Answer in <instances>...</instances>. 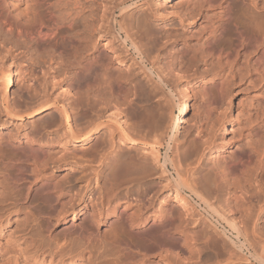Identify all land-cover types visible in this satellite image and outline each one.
Masks as SVG:
<instances>
[{"label": "bare ground", "instance_id": "obj_1", "mask_svg": "<svg viewBox=\"0 0 264 264\" xmlns=\"http://www.w3.org/2000/svg\"><path fill=\"white\" fill-rule=\"evenodd\" d=\"M110 1L112 4L114 2V8L120 12V15L115 16V12L112 18L108 17L111 18V23L109 22L110 25L117 30V35L121 43L125 48H128L127 51L133 50L134 53L138 55H136V58H139L140 61L138 60L139 63L136 64H139L140 68L146 73L147 79H149V82H152L150 84L155 85L156 88L162 87V84H164L162 77L156 72L154 66L148 68L144 64L145 58L142 57L141 50L132 37L133 33L128 31L125 26L126 23L123 21V17L127 12L135 7L136 1H134L135 5H129V2L133 0H122L116 3L115 0ZM110 1L0 0V128H8L6 123H9V121L13 123L23 122L26 119H33L36 116L47 114L49 110L55 108L59 111V117H57L59 119H53L49 116L50 120L53 119L51 125L48 124L51 121H48L47 125L46 122L43 123L44 121L38 122L35 134L33 131L31 134L32 136L28 133L23 134L21 131H15V133L12 130H8L6 133L0 131V166H3L6 180V185L1 189V195L3 197V203L7 205L4 207L5 210L3 213H8V216L24 215L25 222L29 224V229L25 234L26 237L39 227L37 226L39 220H44L46 222L45 229L47 234H49L46 239V237H40L39 234L35 232L34 234H38L40 240L30 239V244L31 247L34 248V252L30 255H24L22 258L16 257L15 262L12 264H46L45 262H47V264H74V260L75 262L80 260L83 264H100L99 260L104 258L107 260L101 264H189L188 262L185 263V260L190 261L191 258L185 259L183 252L188 251V253L194 257L197 254L195 250L197 246L194 249V245L192 246L190 243L191 240H188L189 242L185 241V243L188 242V244H186V246L188 245L187 247L183 244L184 242L182 243L185 248L181 247L182 249H177V245L175 247V243L177 242L176 238L178 239L179 235L176 236L174 231H177V229L181 230L180 228L184 225L182 223L185 218L180 216L183 210L180 211V215L177 213V216H180V222H182V225H179L172 220L173 216L170 217L169 212H160V216L152 218L143 211L145 209L144 204L140 203V205H136L135 209L132 203L124 204L118 201L120 195L125 190L129 189L126 187L128 184L130 185L142 180L145 181L149 178H155L158 174L157 165H161L162 157L155 147H150V144L148 145L138 137L137 139L135 136H132L130 128L133 125L129 123V120H127L125 116L126 114L123 112L118 113L112 125H108L102 121L101 112L97 114L96 118L90 119L89 114L95 109L97 100L100 102L102 98L108 99L113 97L111 99L114 101L120 99L123 100V102H127L130 97L129 95H131L130 93H134L132 92V86L128 88L132 82L129 80L132 74L129 71V73H126L124 69H120L118 73V70H115L117 68L113 69L112 67L113 62L110 56L106 57L97 54V48H99V46L96 45V42L98 41V37H103L106 34V30L109 32L107 28L111 29V27H108V24L105 23L107 22V17L104 11L107 8L106 3ZM167 1L170 2L171 0ZM202 1L207 6H216L218 19L217 22L211 26L200 48L199 61L205 66L212 61L223 62L229 67L232 76L234 75L235 77L239 71L236 65H238L241 60L248 59L253 63V69L250 70L247 68L248 71L259 81H264V6L259 7L257 2L252 1L248 3L247 0ZM234 2H241L247 14L251 17L249 22L242 23L236 17ZM102 10L104 11V13L102 12L103 14H101ZM188 16L194 18L198 15L190 13ZM133 18V28L136 29L135 33L136 35L140 34L139 36L142 37L146 34L150 26L149 15L143 11ZM253 54L254 56H252ZM44 56L49 57V61L51 62L49 65L51 69L49 70H53L60 76L63 74L69 81H74V83L72 82V85H70L74 95L70 90L65 91L66 95H64L66 99H70L72 95L76 96L74 101L76 105L74 106H78V109H75V111L81 115L80 120L82 121L79 122L83 125L82 127H77L78 125L75 118L71 116L70 105H73V101L69 104L60 105L58 100H54L53 98L51 100V97L47 95L48 97L44 99V102L41 99L42 103L37 102L38 105L26 108L28 105L26 107L25 105L22 106L23 100H25L22 95L26 93L32 97L34 101L36 97L39 99L37 96L39 95L38 92L28 87V83L27 85L25 84L26 87H24V90L22 89L25 92L22 91L24 94L21 92L22 94L18 97L16 96L17 98L12 96L11 91L15 83H17V78L25 74L24 78L22 77L23 80L26 82L29 81V79L31 80L37 66L41 61L45 60L42 59ZM191 57L194 58L195 56ZM11 58L15 61L13 65L7 63V60ZM26 60L28 61V65L24 63ZM181 64L182 60L178 62V65H180L179 73L188 72V66L186 64H182V66ZM25 66H27V70L25 69L26 71L23 69ZM15 67H17L16 70L14 69ZM240 67L245 68L242 63H240ZM236 70L237 72H235ZM131 72H133V70H131ZM206 73L207 76L203 86L204 90L208 92L210 88H216L218 90V98L213 99L211 95L207 93V117L205 123L202 122L200 125L201 130L199 128V135H203L202 138H204L205 133L203 128L206 127L207 130V127L210 125L209 121L211 120L210 116L212 112L216 109L218 104L229 99V94L225 91L222 71ZM152 92V90L148 92L149 98L152 96ZM21 100L23 102H21ZM131 102H133V99ZM130 104L132 106V103ZM22 107L26 109L23 110ZM176 107L178 112L176 116L173 111H169L170 123L172 120V127H170V130L174 138L176 134L180 133L182 124L188 119V112L190 110L188 98L181 99ZM172 110L174 109L172 108ZM4 117L6 119H4ZM1 122H3V124H1ZM108 123L110 122L108 121ZM216 123L218 124V126H216L218 130L222 127L226 128V126L220 124V122ZM51 126L53 128L50 130L49 128ZM59 128L65 130L63 134L61 136H53ZM105 128L110 129L109 132H105L107 133L106 135L104 133L106 137H104V135H99ZM52 129L55 130L52 131ZM218 130L215 132H218ZM215 132L211 133V137H207L208 139L205 138V142L203 140L204 143H202L206 146L205 149L216 144ZM99 136L102 138H99ZM105 143L108 145L107 148L109 149L107 151L108 153H105L104 150V154L111 157H109L111 163H108L109 166L106 165V168L104 167L99 170L98 168H94L91 173H86L87 167L84 165L76 166L75 168L69 166L74 162L73 159H75L74 152L72 150V152L70 151L72 147H81L80 149H82L83 146L91 145V147L89 146V152L95 154L98 148H101L100 146L102 144L105 145ZM187 143L190 148H195V141L191 138L188 139ZM253 144L254 143L247 141L238 149L232 150L230 157L228 156L229 158L227 157L228 159L226 162L220 167L211 166V168H206L204 172L200 171V174L203 173V175H201V180L203 179L204 184L201 183L202 181L200 183L205 193L207 191L208 193H217V187L220 186L219 184L223 183H219V179H221V181L226 182L223 183V185L227 184L230 191L228 197L232 203L235 202V205L239 203L245 204L247 202H243V195L245 197L249 195V198L253 196L252 190L257 189L255 188V184L264 175V146H254ZM129 146L132 148L142 146L144 149L149 150V152L146 151V153H148L143 159L140 157L143 161H139L137 160L139 156L134 158L130 155ZM203 147L202 149H204ZM84 148L86 147H83L82 151H86ZM171 149L174 152V157H170L165 153L166 155L162 163V168L165 170L168 169V165H172V167L176 169L175 174L177 173V177L174 178L175 175L173 179L171 178L172 186L176 188L175 200L180 202L184 211L192 213L194 210V207H192L193 205H190L185 195H183L185 190H187L190 193V197H194L199 201L200 206H204L203 208L205 211L212 213V216L217 217V219L219 218V221L221 220V222L227 223V225H229L227 227H230L232 231L237 233V240L238 236H244L242 232L243 229H239L238 225H235L236 222L234 223L237 218L235 217L236 219H234V221H230L234 217L232 216L231 219H228L227 216H225L227 214H223L222 210L220 211L222 207L220 208L216 202L215 203L220 209L218 210V207L215 208L216 206H213L214 203L212 204L208 199L209 196L206 197V195L203 194V189H198L196 187L199 180H193L192 178H194V175L191 174L190 171L189 175L184 172L186 176L182 173L185 168H182L183 170L181 172L179 171L181 168L179 164L182 161H178L179 156L177 153L179 154V152H177V150L179 149H177L176 145L171 147ZM82 151L80 150L81 153ZM102 151L103 149L99 152L102 154ZM100 153L98 154L100 155ZM104 154H102V156ZM197 156H199V154ZM69 169H75L74 174L79 175L75 180L76 182L69 181L72 174L68 171L67 174L63 176L64 179H59L61 171ZM187 175L192 177L191 179L193 181L190 180ZM91 176H96V178L98 177L99 179L101 177V180L104 179L105 182H103L106 187L103 185L104 189L102 186L103 196L101 198L97 200L91 198L88 201V194L91 193L94 188L92 184L93 178L91 179ZM163 176H165V174H163ZM84 181H87L88 184L86 186H80L79 190L75 191L77 184ZM195 181H197V183H194V185L193 182ZM217 183L219 184L217 185ZM197 185L200 187L199 184ZM238 191L243 194L239 193L242 194L239 195ZM221 201L222 200H220V202ZM232 203L230 205L233 206L234 204ZM40 206H42V208ZM243 206L241 205L242 208ZM227 207L228 206L225 208L227 209ZM231 208L232 207L229 209ZM238 210V208L235 210L236 213ZM69 214H73L70 227L60 235L53 237L52 227L55 225H53V219L56 221L55 223H58L59 221L66 220ZM79 215L83 217L82 223L75 224L76 217ZM181 218H183V220ZM217 219L215 220L216 222ZM103 226H109L111 228L110 231L104 235L101 232ZM239 227L241 228L240 225ZM40 232L41 231H39V233ZM202 233L204 232L202 231ZM206 237H208V235H205V238ZM247 243L248 241L240 242V246L244 247ZM218 245H220V243ZM233 246L235 247V245ZM216 248L218 249V247ZM61 254L63 255L61 256ZM230 255L228 258H232ZM60 256L61 258L59 259L58 257ZM66 256L71 257L69 263L64 260ZM238 256H236V258H238ZM257 256V259L264 264V254H256L255 257ZM2 257L3 256L0 254V264ZM240 258L243 257L240 256ZM227 260H225V262ZM234 261L237 262V260ZM231 262L232 260L226 264ZM245 262H247V259H243V261L240 260V262L235 264H245Z\"/></svg>", "mask_w": 264, "mask_h": 264}, {"label": "rangeland", "instance_id": "obj_2", "mask_svg": "<svg viewBox=\"0 0 264 264\" xmlns=\"http://www.w3.org/2000/svg\"><path fill=\"white\" fill-rule=\"evenodd\" d=\"M117 1L120 2L122 0H115V3ZM134 1L137 2V3L135 2L136 5L134 4ZM252 1L257 2L259 7L264 6V0H247L248 3H251ZM234 4H235L234 7H235L236 17L242 23L249 22V19L251 17H249V15L246 12V9L242 6L241 2H236V3L234 2ZM106 5L107 8L104 11L106 13L107 22L105 23L108 24L107 26L111 27V29L107 28L109 32H107L106 30V34L103 37L100 38L98 37V41L96 42L97 43L96 45L99 46V48H97V54L99 55L101 54L106 57L110 56L113 62L112 67L113 69L117 68L115 70H118V73L120 69L122 70L124 69L126 73L130 72L132 74L130 75L129 78V80L132 82L130 86H128V88H131L132 86L133 88L132 92L134 93L133 94L130 93L131 95H129L130 97L129 100L127 101L129 104L125 101L123 102V100L120 99L119 100L116 99L114 101L111 99L113 97H110L108 99L104 98L105 100L102 98L100 102H98L99 100H97L95 103V109H94L95 112L93 110L95 114L92 111L91 113L89 112L90 114H92V115L89 114L90 119L96 118L97 114L101 112L100 114L102 121H104L108 125H112V123L115 122L114 120H116L118 113L123 112L124 114H126L125 116L127 117V120H129V123L134 126V127L131 126L132 129L130 128L132 136L133 137L135 136V138L138 137L139 139H141V141L143 140L148 145L150 144L149 145L150 147H155L158 150V153L162 157L161 165L160 164H158L159 166L157 165L158 174L156 175V177L146 179L145 181L142 180L137 183L135 182L130 185L128 184V186L126 187H128L129 189L125 190L120 195L118 201H121L124 204L132 203L135 209H136V205H140V203L144 204L145 209L143 211L152 218L160 216L161 215L160 212L161 213L169 212L170 217L173 216L172 220L179 225L182 223L180 222L179 217L181 216L185 218V220L181 218L183 220L182 224H184V225L181 224L182 225V228H180L181 230L177 229V231H174L176 236L179 235L178 239L176 238L177 244L175 243V247L177 245L176 247L177 249H182L183 247L185 248L186 244H188L190 240H191L190 241L191 245L192 246L194 245L193 246L194 249L197 246L195 249L197 251V254L195 256L196 258L192 256L190 253H188V251L183 252L185 259L191 258L190 261L185 260V263L188 262L189 264H218V263L226 264L232 260L231 263L235 264L237 262H240V260L243 261V259H247V262H245V264L248 263L262 264L257 259L258 256L257 257L255 256L256 254L258 255L264 254L263 251L264 250V175L255 184V188L257 189L252 190L253 196L250 197L251 199L248 197L249 195H247L246 197L243 195L244 198L243 202L245 201L247 202L245 204L242 202L243 204L239 203L235 205V202L232 203L228 197L230 191L227 187V184L223 185V183L226 182L221 181V179H219L220 180L219 183L221 182L223 183L221 184L217 183V185L219 184L220 185L219 187L222 189L217 187L218 192L215 194L208 193V191L205 193L204 188L201 187L202 186L201 183L204 184L203 179L201 180L202 177L201 175H203V173L200 174L201 172H204L206 168H211V166L220 167L230 157L232 150L238 149L242 144L246 143L247 141L254 143L253 144L254 146L255 145L260 147L264 146V81L262 82L259 81L252 75V73L248 71L247 68H249L250 70L253 69L252 61L248 59L241 60L240 63L244 64L245 68H241L240 63L236 65L239 71L238 72L237 70L235 71L237 72V75L235 77L234 75L232 76L229 67L223 62L212 61L205 66L201 61H199L200 48L205 38L207 37L208 31L211 29V26L215 24L218 19L217 16L218 11L216 9V6H212V5L207 6L206 4L203 3L202 0H171L170 2L167 0H133L132 2H129V5H135V7L127 12V14L123 17L124 19L123 18L121 19L125 21L126 24L125 23L124 24L128 29V31L130 33H133L132 37L137 43L139 49L141 50L140 52L142 54V57L145 58L144 64L148 68L154 66L156 72L162 77L165 85L162 84L163 85L162 87L160 86V88H156L155 85L150 84L152 82H149L146 73H144L143 69L140 68V65L136 64L139 63L140 61L139 58L138 59L136 58L138 55L135 54L133 50L127 51L128 48L127 47L125 48L121 43L120 38L117 35V30L112 28V26L110 25L111 18L113 17V13L116 12L115 16L120 15V12L114 8L115 6L114 2L113 4L111 3V1L107 2ZM104 11L102 10L101 14H103ZM143 11L147 15H149L150 26L148 27L146 34L141 37L139 36L140 34L136 35L135 33L136 29L133 28V21H134L133 17L137 16V14H140ZM190 13H195V15L198 16L192 18L191 16H188V14ZM191 56H195V57L192 58ZM252 56H254V54ZM42 59L45 60L41 61V63L37 66L31 80L29 79V81L27 82L24 81L23 78L25 74L22 76L23 78L22 77H18L19 79L17 78L16 81L17 83H15V86L11 91L12 96L13 97L20 96L24 92L23 91L24 87H26L25 84L27 85L28 83L27 85L28 87H31L32 90H36L38 92L39 95L37 96L40 100L37 99L36 97L34 98L35 99L34 101L32 97H30L28 94L24 92L25 94L23 93L24 95H22V97L26 101L22 99L24 102L22 100L21 102L26 103V104L22 103V106L25 105L26 107L28 105V107L26 108H29L30 106H34V105L36 106L38 105L37 102L42 103V100L44 102L45 101L44 99H46L48 96L51 97L50 98L51 100L52 98L54 100H58L60 105L69 104L72 101L74 102L76 96H73L74 92L72 91V87H70V85H72L71 83L72 82L74 83V81L73 80L69 81V79L66 78V76H63V74L60 76L56 74L53 70L52 71L49 70L51 69L49 66L51 64V62L49 61V57L44 56V58ZM181 60L183 65L186 64L188 66V72L186 73H179L180 65H178V62ZM14 62L15 61L12 58L7 60V63H10L11 65H13ZM24 63L28 65L27 60ZM26 68L27 66L23 68L24 71L27 70ZM14 69L16 70L17 67H15ZM131 70H133V72H131ZM220 70L222 71V74L224 76V81H223L224 87H225V91L229 94V99L224 100L223 102L218 104L216 109L212 112L210 116L211 120L209 121L210 125L209 127H207L208 129L206 130V127L203 128L204 130L202 129L203 131H205L204 138H202L203 135H199V128L202 122L205 123L206 121L205 119L207 117L206 116L207 93H209L213 99L218 98V90L216 88H210V91L208 92L204 90L203 86H204V80L206 79L207 76L206 72L214 73ZM67 90L73 92V95L70 97V99H66L65 97L66 95L65 91ZM151 90L153 91L152 92L153 97L151 96L150 99L148 97L149 95L148 92H150ZM185 98H188L190 105V110L188 112V119L184 124H182L180 133L176 134L175 135L176 137L174 138L173 133L170 130L171 129L170 127H172L171 124L172 120L170 123L169 111H173L174 115L176 116V114L178 113L176 106L181 99H185ZM132 99L133 102H131ZM130 103H132V106ZM74 105H76L75 102L73 103V105H70L71 106L70 111L72 114L71 116L75 118L78 125L77 127L80 128L83 126L80 124L81 122H79L82 121L80 120L81 115L78 114L77 111H75V109L76 110L78 109L77 108L78 106H74ZM172 108L174 110H172ZM49 116H51L50 118L53 119L59 117L58 109L57 108L51 109L47 114L36 116L33 119H28V120L26 119L23 122L13 123L12 121H9V123L8 122L6 123L8 128H0V131H3L4 133L8 132V130H12L14 133L15 131H21L23 132V134L28 133L29 135H31L32 132L34 131L33 133L35 134V129L38 122L40 123L44 121L43 123L46 122L47 125L48 121H51L48 123L51 125L53 119L50 120ZM4 119L6 118L4 117ZM108 121L110 123H108ZM216 122H220V124L225 125L226 128L222 127L221 129L219 128L218 130V127H216L218 126V124ZM1 124H3V122H1ZM51 128L53 127L51 126L49 129L51 130ZM53 130L55 129H52V131ZM109 130H110L109 128H105L101 131V134L99 135H104V133L109 132ZM217 130L218 132H215ZM64 131H65L64 129L59 128L53 134V136H59V135L61 136ZM213 132H215L216 144L205 149L206 146L203 145V143L205 142V138L208 139L209 137H211V133ZM106 134L107 133H105V135ZM105 135L104 137H106ZM100 137L101 136H99V138ZM189 137L195 141V148L189 147L187 143L188 139H190ZM159 138L160 139L162 138L161 141ZM102 145L100 146L103 149L102 154H104V150L105 153H108L107 152L109 149L107 148L108 145L106 143L104 146ZM174 145H176L177 149H179L177 150V152H179V154L177 153V155L179 156L178 161L182 160L181 163L179 164L181 167L180 168L181 170L179 169V171L181 172L183 170L182 168H185V170L182 172L183 175L185 176L186 174H184V172H186L189 175L190 174L189 171H190L191 174L194 175V178L189 177L187 175L188 178L190 180L192 179L199 180L198 183L197 180L193 182V184L197 183L200 185V187H198V185L196 184V187L198 189L199 188L203 189L202 190L204 192L203 194H205L206 197L209 196L208 199L212 202V204L214 203L213 206L215 205L216 206V207L214 206L215 208H217L218 206H220V208L222 207L221 209L219 207L217 209L218 210L220 209V211L222 210L223 214L224 213L227 214L225 216H227L228 219H231L233 216L234 217L232 218L233 220L231 219L230 221H234V219L237 218L234 221V223L236 222L235 225H238L239 229L241 230L243 229L246 232L245 234V232L242 230L244 236L246 235L245 237L242 235L244 238L242 236L240 237L237 235L238 236L237 238L239 240L238 241L236 239L237 233L235 231H232L230 227H227L229 226L227 225V223H224L223 221L221 222V220L219 221V218L217 219V217L212 216V213L205 211L203 208L204 206H200L199 201L197 199H195L194 197H190L189 196L190 193L187 190H185V193L183 195H185L189 204L193 205L192 207H194L193 208L194 210L192 211V213L191 212L187 213V211H184L183 207L180 205V202H177V200H175L176 188L172 186V179L177 174V173L175 174L176 169H174L172 165H168V169L165 170L162 168V163L164 162V157L166 154L169 155L170 157H174L173 154L174 152L171 149V147H173ZM89 146L91 147V145ZM89 146H83L87 148V149L84 148L86 151H82L83 147L82 149H80L81 147H77V148L72 147L70 149V151L72 150L74 152L75 159H73V161L76 162L74 163L72 161L73 163L69 165L70 167L72 166L75 168L76 166L84 165L87 167L86 173H91V171H93L94 168L96 169L98 168L99 170L101 168H104L106 165H108V163L109 164L111 163V159H110L111 157L109 155L107 156V154H104L105 155L104 157V155L102 156V154L100 153L102 149L98 148L99 143L97 147L98 151L95 154L89 152ZM202 147L204 149H202ZM128 148H130V155L132 157L135 158L139 156L137 158V160L139 161H143L142 160L143 157L149 152V150L144 149L142 146L141 147L138 146L134 148L129 146ZM80 150L82 151V153L80 152ZM146 151L148 152L146 153ZM98 153H100V155ZM198 154L199 156H197ZM101 156L103 157L104 160L102 159ZM140 157L142 159H140ZM222 157L225 158L223 159ZM74 170L75 169L61 171L60 173L61 175L59 176V179L60 180L64 179L63 176L67 174L68 171L72 174L69 178V181L74 182L79 176L74 174L75 173ZM163 174H165V176H163ZM176 177L177 175L174 178ZM92 178H93L92 184L94 188L93 191L88 194L87 197L88 201L91 198L96 200L98 198H101L103 196L102 189L105 186L104 185L105 181L104 179L101 180V177L99 179L98 177L96 178V176H91V179ZM87 184H88L87 181L78 183L77 186L75 187V191L79 190L80 186L81 187L84 185L86 186ZM4 185H6L4 169L3 166H0V246H1L0 254L3 256L1 259V264H12L15 262L16 257L22 258L24 255L25 256L30 255L32 252H34V248H32L30 244L31 238L40 240V237L44 236L47 239L49 234H47L45 229L46 222L44 220H39L37 222L38 223L37 226H39L38 227L39 229L36 228V230L33 233L29 234L26 237L25 234L29 229V224L25 222L24 215L8 216V213H3L5 210L4 207L7 206L6 204L3 203V197L1 195L2 192L1 189ZM239 193L242 192L238 191V194ZM220 200L222 201L220 202ZM215 202L218 204V206ZM231 203L234 204L235 206L230 205ZM227 204H229L230 206ZM241 205L242 206L245 205V206H243L242 208ZM226 206H228L227 209L225 208ZM40 207L42 208V206ZM230 207L232 208L229 209ZM237 208L239 209L238 210L239 212L237 211L236 213L235 210ZM230 210L232 213L230 212ZM180 211H182L183 215L182 214L180 215L181 213ZM177 213L180 215L179 217L177 216L178 215ZM72 218H73V214H69L66 220H63L61 222L59 221L60 223L59 222L55 223L56 221H54L53 219L54 222L53 225L55 224L52 227L53 237H55L56 235H60L63 231H66V229L69 228L72 223L71 222ZM82 218L83 217L80 215L77 216L74 223L75 224L82 223ZM216 219L217 222L215 221ZM184 221L186 224L184 223ZM239 225L241 226V228L239 227ZM110 229L111 228L109 226H103L101 232L104 235L107 232H109ZM39 231L41 232L39 233ZM202 231L204 233H202ZM35 232H37L40 237L38 236V234H34ZM205 235H208V237H206L207 239L205 238ZM185 241L188 242L185 243ZM247 241L249 244L247 243V245L244 246L246 248L240 246V242L242 243ZM182 243L185 246L182 245ZM219 243L220 245H218ZM233 245H235V247ZM213 246L218 247V249ZM223 247L226 249H224ZM247 248H249L250 250ZM62 255L63 254H61V256ZM229 255L232 256V258L231 257L228 258ZM238 255H240L243 258H240V256ZM61 256L58 258L60 259ZM236 256H238V258H236ZM70 259H71L70 256H66L64 260L69 263ZM224 259L225 260L228 259V260L225 262ZM233 259L237 260V262H235ZM106 260L107 259L105 258L100 259L99 263L101 264ZM45 263L47 264V262ZM74 264H83V263L80 260L78 262H75L74 260Z\"/></svg>", "mask_w": 264, "mask_h": 264}]
</instances>
